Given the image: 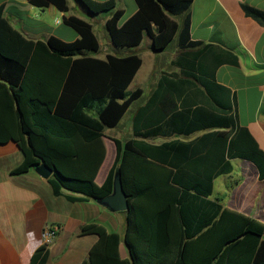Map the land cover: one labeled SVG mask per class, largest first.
<instances>
[{"label":"trees","instance_id":"1","mask_svg":"<svg viewBox=\"0 0 264 264\" xmlns=\"http://www.w3.org/2000/svg\"><path fill=\"white\" fill-rule=\"evenodd\" d=\"M27 1L40 9L69 10L67 0ZM74 1L88 14L106 17L107 37L117 49L138 47L147 36L153 50L160 52L176 39L179 53L171 65L179 73L160 75L132 119L133 138L111 139L115 157L98 186L94 178L105 155L104 131L115 128L142 95L140 88L128 91L141 58L94 57L99 42L92 26L76 16L64 19L79 36L74 42L27 39L0 9V91L6 95L0 99V143L13 141L23 155L11 174L27 173L43 162L53 171L47 180L53 196L75 202L109 195L119 170L129 203L123 240L129 259L120 258L117 234L88 225L81 235L94 234L99 240L86 264H264V224L210 198L214 178L231 172L232 159L251 162L264 180V152L245 128L236 125L229 91L202 65L210 46L190 40L187 15L182 23L177 21L193 0H135L136 12L123 23V12L113 0ZM242 9L264 25V12ZM37 54L50 60L54 89H45L35 79ZM225 61L236 64L231 55L216 63ZM208 129L217 131L197 141L144 142L158 135L187 137ZM64 191L81 197L63 195ZM48 255L43 244L30 264H46Z\"/></svg>","mask_w":264,"mask_h":264},{"label":"crops","instance_id":"2","mask_svg":"<svg viewBox=\"0 0 264 264\" xmlns=\"http://www.w3.org/2000/svg\"><path fill=\"white\" fill-rule=\"evenodd\" d=\"M113 1L115 8L123 12L122 23L137 10L135 0ZM67 5L69 10L61 12L53 6L37 8L27 0H0L2 15L9 24L23 37L33 41H45L49 37H55L63 42H74L79 36L64 23V19L76 16L86 20L91 24L99 42V51L93 56L103 60L109 54L106 48L112 45L104 27L106 17L88 14L74 0H67ZM242 6L264 12V0H193L187 12L178 17L177 21L182 23L187 15L190 40L202 43V46H210L201 59L202 65L212 72L217 84L229 91L232 100L231 113L236 125L245 128L264 152V25L246 16ZM95 16H100L96 22ZM144 42L143 38L138 47L125 50L119 56L137 54L141 58L142 65L132 81L134 82L144 62L143 56L137 51L149 48L153 54L149 74L157 76L150 87L147 85L148 72L143 74L135 86L142 90L141 97L133 103L115 128L104 131L105 155L94 178L98 186L104 183L115 157V146L111 139H120L118 136L106 135V131L124 129L128 137L120 140L133 138L132 119L153 93L160 75L179 73L171 65V61L179 53L176 39L171 43L175 49L165 65L161 61L166 56L167 49L156 52L150 39L148 43ZM229 55L235 58L236 64L225 61L217 65L219 58L229 60ZM49 64L48 57L36 55L33 64L35 79L45 89L52 86ZM167 66L169 70L166 69ZM58 78L57 75L56 79ZM2 98H6V95L0 91V99ZM213 131L217 129L196 132L187 137L158 135L144 139V142L151 145H160L175 139L191 142ZM108 148L112 151V158ZM22 160L23 155L13 141L0 143V264H30L33 253L44 243L42 230L49 225L56 226L58 233L47 243L49 255L46 264H86L90 250L99 240L94 234L81 235L82 227L88 225L100 227L106 234H117L120 239V258L129 259L123 241L126 212L111 213L92 198H80V195L66 191L63 195H71L80 200L70 202L64 196L55 197L47 180L39 177L33 169L20 175L11 174V170ZM230 163L231 172L214 178L210 198L218 201L224 208L264 224V180L259 179L257 168L251 162L232 159Z\"/></svg>","mask_w":264,"mask_h":264},{"label":"water","instance_id":"3","mask_svg":"<svg viewBox=\"0 0 264 264\" xmlns=\"http://www.w3.org/2000/svg\"><path fill=\"white\" fill-rule=\"evenodd\" d=\"M32 169L39 177L45 180H48L53 173L52 169L43 162L34 165ZM94 200L111 213L128 211V196L124 192L120 172L118 169L114 172L113 175L112 192L105 197Z\"/></svg>","mask_w":264,"mask_h":264},{"label":"rangeland","instance_id":"4","mask_svg":"<svg viewBox=\"0 0 264 264\" xmlns=\"http://www.w3.org/2000/svg\"><path fill=\"white\" fill-rule=\"evenodd\" d=\"M88 17H92V16L88 15ZM95 17H96L95 18V22H96V21H98L100 16H95ZM144 40H145L144 43H148L147 41L149 40V38L147 36H144ZM145 45L146 44H144L143 47H145ZM174 49H175L174 44H171L167 48V52L165 53L166 56L163 57L162 61H161V63H163V65L166 64V61H168L167 58H169L171 56V54L173 53ZM106 50H108L109 54H114V55H119V54L123 53V51H125V49L124 50L123 49H117V48H115L112 45L109 48L107 47ZM137 53H139V54H141L143 56V59H144L143 67H142L141 71L139 72V74L137 75L136 80L134 82H132L131 86L128 88L129 92L133 91L136 88L135 87L136 83L139 81V79H142V76H143V74L145 72H148V76L149 77H148V80H147L148 81L147 85H149L150 87L153 85V81L155 80V77L157 76L156 74H152V75L149 74L150 67L153 64V62L151 61L153 54L150 52V49L148 48V50L147 49L138 50ZM154 66H155L156 69H159L157 67V65L154 64ZM164 67H166V66H164ZM166 69L169 70V66H167ZM124 132H125L124 129L108 130V131H106V135H108V136H118L120 139L123 140L126 137H128L127 131L125 133ZM129 136H130V134H129ZM109 150L110 149L108 148V152H110V156H111L112 151L111 150L109 151ZM111 158H112V156H111ZM110 161H111V159H110ZM217 187H218V184H217ZM217 190H218V188H217Z\"/></svg>","mask_w":264,"mask_h":264},{"label":"built area","instance_id":"5","mask_svg":"<svg viewBox=\"0 0 264 264\" xmlns=\"http://www.w3.org/2000/svg\"><path fill=\"white\" fill-rule=\"evenodd\" d=\"M58 233V228L56 226H45L42 230L43 244H47L52 240Z\"/></svg>","mask_w":264,"mask_h":264}]
</instances>
